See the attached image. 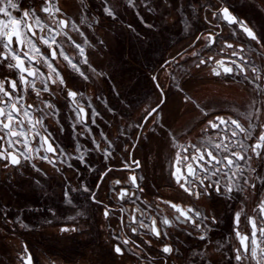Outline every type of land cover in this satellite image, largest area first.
Segmentation results:
<instances>
[{
  "label": "rangeland",
  "instance_id": "374dc122",
  "mask_svg": "<svg viewBox=\"0 0 264 264\" xmlns=\"http://www.w3.org/2000/svg\"><path fill=\"white\" fill-rule=\"evenodd\" d=\"M60 1L62 0H52L54 15L50 17L49 14L39 11L41 0H14L21 10L35 7L42 24L55 28V21L65 19L70 22V26L74 22L87 37L89 44L83 46L89 64L97 72L103 73V76L92 72L88 65L81 64V70L89 76L85 81L60 58L59 50L57 59L52 61L53 66L64 77L67 87L83 93V99L79 96L77 99L87 111L86 125H77L76 132H73L71 125L75 114L72 112L71 102L64 95L66 89L61 85L49 84L51 91L55 93L54 96L42 93L38 99L30 88L21 94L24 96L25 106L28 101L29 104L41 107L43 100H51L55 104L58 116L47 117L44 125L60 146L57 151L63 150L75 157L79 155L76 152V146L79 144L80 150L85 153V161L92 165L95 171H90L76 159L69 160V163L73 164L72 168H68L67 164L58 163L60 172L45 161L33 160L32 162L43 170L40 173L35 172L29 162H23V168L18 169L10 165L4 168L3 165L7 161H0V209L7 212L6 218L0 215V264H21L20 258L26 257L29 252L37 255L33 264H60L62 261L65 264H225L222 256L234 257V252L229 249L239 246L232 231L234 212L240 210L241 201H244L243 207L247 215L256 217L264 188L258 184L257 190L248 188L244 193H235L234 199L227 203L215 195L212 198L202 196L198 200L190 197L179 188L172 176L176 158L175 144L176 141L189 143L201 151L216 153L208 141L220 143L217 128L214 129L209 124V121L219 123L217 116L236 119L245 128L251 125L252 139L244 140L243 134L237 137L246 146L255 143L258 135L264 131V127H261L264 125V39L257 45L236 25H229L222 19L208 23L212 20L209 5L214 8L227 6L233 15L246 21L257 34L264 37V0H259L261 4H256L254 0H164V4L169 5L167 7L161 0H133L132 4L129 0H70L69 4H65L64 10ZM71 3H74V9L70 8ZM56 8L60 11L56 12ZM105 8L114 13V16H109L104 11ZM9 11L18 19L22 15V11ZM0 19L7 20L8 17L0 13ZM217 23L218 28L213 26ZM148 25L154 27L149 28ZM204 27H207L208 32L200 34L203 38L197 40L199 36L195 38L196 34L206 31L203 30ZM234 30L235 36L232 35ZM35 31L37 37L41 35L38 28ZM209 32L215 36V42L211 43V46L205 39ZM28 35L31 36L29 33ZM69 35L76 42L83 44L84 37L80 36L79 32L71 31ZM222 40L236 43L234 50L237 55L225 52L224 48H221ZM61 41L64 43L65 52L70 57H75L74 62L82 59L77 54L78 50L71 46L65 36H57V42ZM36 43L40 51L49 56V49L38 40ZM24 50L27 51V48ZM0 51L3 49L0 48ZM192 51L200 53V56L189 61V58L184 56ZM209 56L213 59L206 65L199 68L194 66L200 58L207 59ZM217 61L230 65L231 74L214 76L212 69ZM8 62L0 61V79L8 77L18 80L17 71L5 67ZM25 65L27 66V62ZM34 66L39 67L47 76L48 69L43 63ZM253 66L255 72L252 70ZM154 76L163 92L164 102L159 107L156 120L149 118L143 132H139L136 125L142 122L146 110L155 107L161 100L152 80ZM255 76L260 78L254 79ZM17 86L22 87L19 83ZM36 87L42 89L43 86L37 82ZM5 88L10 90L7 83ZM172 100L181 102L183 109L179 107L175 113L171 112ZM89 103L91 108L88 107ZM105 105L113 111L109 112ZM93 108L100 114L95 117V125L92 124ZM34 115L39 116L40 113ZM176 121H179L176 126L183 124L185 128L184 133L177 135H189L196 129L197 137L194 140L178 138L175 135L178 133L177 127L174 128ZM61 125L64 129L62 132ZM86 126L90 127L91 135L84 130ZM121 132H124L125 136H121ZM100 133H104L113 143V158L107 164L102 151L94 150L92 143L94 137L100 143L101 149L107 147V142ZM138 135L143 138L137 140ZM133 142H137L138 147L132 151V156L134 159L139 157L141 168L134 172L120 171L122 160L128 159L124 146L128 145L131 149ZM38 144L39 137L31 142L33 148ZM14 148L23 150L20 144L9 148L7 137L0 140V151L5 149L12 152ZM86 149L92 150L85 151ZM40 155H44V152L41 151ZM240 164L245 167L244 161H240ZM252 164L258 166L259 161L254 159ZM108 166L114 171L100 182V174ZM194 167L198 168L196 165ZM197 174L204 175L198 169ZM245 174L249 175L247 172ZM130 175H136L138 183L144 188V192L140 194L141 201L146 200L153 209L155 203H159L160 217L165 215L172 218L176 214L170 206L160 203L168 200L199 209L209 215L215 214L218 216V224L213 226L205 241L198 239L200 233L191 224L169 229L168 239L174 249L178 250H174L171 256L158 254L162 255L166 262L160 261L161 258L153 262L141 251L136 252L128 244L120 242L122 230L117 223V215L111 213L110 218L106 220L102 215V206L91 203L87 198L88 193L82 190L71 192V205L67 204L63 196L65 189L85 185L95 190L100 200L114 208L118 206L116 196L120 188H127L130 192L136 191L128 182ZM140 176L145 179L139 180ZM117 179L121 181L118 187L114 183ZM36 181L40 183L37 184ZM226 181L227 177L221 178L222 185ZM98 182L101 187L96 189ZM107 197L111 198L109 202L106 201ZM122 201L121 206H124V203L133 206L127 198ZM139 201L136 203L139 204ZM143 206L148 210L147 205ZM49 209L56 213L55 217ZM78 211L83 215L76 217L75 221L69 220V217L75 216ZM18 215L28 228H22L16 222ZM125 215L129 219L130 212ZM257 219L259 224L260 218ZM48 220L52 222L49 224L46 222ZM73 226H78L79 231H60L61 227ZM248 226L245 216L242 215L239 225L242 234L250 235ZM188 231H192L195 237L187 235ZM113 235L119 236L120 239H113ZM126 235H129L128 231ZM257 237L259 238V232ZM209 240L211 243H208ZM152 243L154 247L156 242ZM114 244H120L124 251L120 257L113 251ZM219 244H224V248L217 250ZM25 246L27 253L23 251ZM232 264H236L234 259ZM244 264L255 262L246 260Z\"/></svg>",
  "mask_w": 264,
  "mask_h": 264
},
{
  "label": "snow or ice",
  "instance_id": "6c2138e0",
  "mask_svg": "<svg viewBox=\"0 0 264 264\" xmlns=\"http://www.w3.org/2000/svg\"><path fill=\"white\" fill-rule=\"evenodd\" d=\"M129 3L132 4L133 0H129ZM161 3L164 4V0H161ZM0 5H2L0 6V13H2L5 17H8L7 20L0 19V48L3 49V51H0V61H9L5 67L9 70H15L18 73V80L9 79L8 77L0 79V133H3V135H0V140H4L5 137H7L9 148H13L14 144H20L23 149L18 150L14 148L12 152L0 151V161H7L3 167L8 168L9 165H11L19 169L23 168V162H29L32 169L35 172L40 173L43 170L37 167V164L32 161L41 160L50 164L57 172H60L61 169L57 167L58 163L61 165L67 164L68 168H72L73 164L69 163V160L76 159L81 164H84L90 171H95L92 165L85 161V153L80 150L79 144L76 146V152L79 153V155L75 157L66 154L63 150H60L59 152L57 151L60 146L56 143L53 134L49 132L48 128L44 125V120L47 117L58 116V109L55 104L52 103L51 100H43L42 107L39 105L34 106L33 104H27V106H25L23 103L24 96L21 94L22 92L26 93L30 88L35 92L38 99L41 97L42 93H49L51 96H54L55 93L51 91L49 84L61 85L64 89H66L67 98L71 100L72 112L75 114V120L71 125L73 132H76L77 125H86L87 113L85 111V107L77 99L78 96L83 99V93L67 87L64 77L57 70V68L53 66L52 61L57 59V50H59V56L62 57L63 60L67 62V65L78 73L85 81L89 79V76L81 70V64L88 65L92 72L103 76V73L97 72V70L89 64L88 58L85 54V47L83 46L89 44L87 37L84 32L80 31L74 22H72L70 26V22L65 19L55 21V28L42 24L35 7L21 10L19 5L14 2V0H0ZM164 6L167 7L169 5L164 4ZM53 7L54 5L52 4V0H41L39 11L49 14L51 17L54 15L52 11ZM9 9L22 11L21 17L18 19L13 16ZM208 10L212 13V20L208 21L209 24H212L213 21L222 19L229 25L238 26L239 30L257 45H260L262 39H264V37L257 34L246 21L233 15L229 7L221 6L214 8V6L209 5ZM55 11L59 12L60 9L56 8ZM104 11L109 16H112V12H110L107 8H105ZM205 19H207V17H205ZM213 26L218 28L219 24L217 23ZM148 27L152 28L154 25H148ZM36 28H38L41 32V35L38 37L35 31ZM65 29H68V31H65ZM71 31L79 32V35L84 37L83 44L76 42V40L69 35V32ZM28 33H31V36H29ZM60 35L67 38L71 46L78 50V55L82 59L78 62H74L75 57H70L66 54L63 41L57 42V36ZM217 35H219V33H217ZM232 35H236L235 30L232 32ZM205 39L209 41V46H211V43L215 42V36H213L211 32L207 37H205ZM13 40H15V48H13ZM36 40L50 50V57L45 56L40 51ZM197 40H199V37H197ZM100 43L102 44L103 41H100ZM225 44L227 48H233L231 43H227V41H225ZM25 48H27V51L24 50ZM232 54L237 55V52L234 50ZM191 55L193 57H199L200 53L192 51ZM212 59L213 57L211 56L207 57V59L200 58L195 66L199 68L201 65H206L208 61ZM25 62H27V66H25ZM41 63H43L48 69L47 76H45L39 67L34 66L40 65ZM216 63L217 68H219L222 64L221 61H217ZM237 67H239V65H237ZM252 70L253 72L256 71L254 66ZM241 71H243V69H241ZM224 72L231 73L232 68L225 67ZM213 73L217 76L220 75V72L217 69H213ZM29 77H31V79H28ZM259 78V76L254 77V79ZM156 79L157 78L154 76L153 80L155 81ZM173 79H175V77H173ZM37 82L43 86L42 89L36 87ZM6 83L9 85L10 90H6ZM18 83L22 86L21 88H18ZM157 87H159V85H157ZM88 107H92L91 103H89ZM105 107L108 108L109 112L113 111L111 107H108L107 105H105ZM37 112L40 113L39 116L34 115V113ZM99 115L100 114L93 108V125L96 123L95 117ZM205 115H207V113H205ZM158 116L159 104L146 110L145 115L142 118V122L136 125L137 129L143 132L145 125L149 122V118H151L152 121H155ZM216 120H218L219 123L209 121V124L214 129L220 128L221 125L229 128V143L225 144L223 141L220 143H213L211 140L208 141V144L216 152V155H213L212 151L207 152L208 160L200 166V170L204 173V175H198L197 169L189 163L187 164L186 174L182 173L179 167H176L175 171L172 172V176L175 178V182L179 188L190 197H194L198 200L202 196L212 198L213 195H215L216 197L222 198L227 203L234 199L235 193H244L248 188L257 190L258 184L261 188H264V131L258 135L255 143L246 146L242 140L237 139L233 141L232 138L243 134L244 140L252 139L250 131L251 125L249 128H245L236 119L229 118L226 120L220 116H217ZM57 123H59L58 119ZM26 124L27 127H25ZM261 127H264V125ZM63 130V126L61 125L60 131L62 132ZM84 130L91 135L90 127L86 126ZM79 134L82 135L83 133ZM100 135L107 142V147L101 149L100 143L94 137L92 139V143L95 146L94 150L102 151L104 161L107 164V162L113 158V143L107 136L104 135V133H100ZM121 136H125V133L121 132ZM37 137H39V144L37 147L33 148L31 146V142ZM13 138L16 139L14 140ZM20 138L23 139L21 140ZM141 138L143 137L140 135L137 136V140H140ZM137 147V142H133L131 149L128 145L124 146V151L128 152V159L122 160L121 171L131 170L134 172L136 169L141 168V162L134 159L132 156V151ZM91 150L92 149H86L85 151ZM41 151L44 152V155H40ZM197 152H199V149H197ZM61 157H64V159H61ZM183 159L186 161L188 158L183 157ZM192 159L204 161V155L201 154L199 156H193ZM254 159L259 161L258 166H253L252 161ZM240 161L245 162V167L241 166ZM179 163L180 157L179 154H177L176 164ZM225 169H227V171H225ZM112 171H114V169L111 166H108L106 170L100 174V182H103L104 178ZM229 172H231V176H229ZM246 172L249 173V175H246ZM213 177H216V179H213ZM222 177H227V181L223 185L221 184ZM144 179V176L139 177V180ZM100 182L96 184V189L101 187ZM128 182L131 184L132 188L136 189V191L130 192L127 188H121L118 193V199L124 200L127 198V200L135 205L136 201L141 200L140 194L144 192V188L138 183V177L136 175H130L128 177ZM36 183L39 184L40 182L36 181ZM114 183L119 185L121 181L117 179ZM77 190H82L83 192L88 193L89 196L87 198L91 203L102 206L103 217L106 220L110 218V214L114 210L109 205L104 204V202L97 197L95 190L85 185H80L78 188H69L64 190L63 196L66 198L67 204L71 205L73 203L70 198V193ZM261 196L262 198L258 204L259 211L257 212L256 217L247 215L245 208L243 207L244 201H241L242 207L240 210L234 212L232 217L234 227L232 231L235 238L239 241V246L229 249V251L234 252V257L231 255L222 256L225 264H232L233 259L236 264H244L246 260L254 261L255 264H262V262H264V247H262V245H264V192L261 193ZM246 199L247 197H245V200ZM141 203L147 205V209L149 211H153L152 205L146 200L141 201ZM160 203L170 206L176 214L172 218L164 216L160 220V225L162 227H158L156 216L148 215L147 212L141 210L139 205H137V207L133 209V215L127 225L131 229L132 234L136 235L138 234V231L142 229L146 230L148 234L155 236L157 240H159L162 234L165 238H170L169 233L164 231L165 227L173 228L191 224L194 229L200 233L198 235V239L205 241L208 238V233L212 231L213 226L217 225L219 222L218 216L215 214L209 215L201 212L199 209L190 206H182L180 203H173L168 200L160 201ZM48 211L51 212L53 217H55L56 213L52 209H49ZM126 211L127 209L123 208V206L120 207L121 213ZM155 211L157 216H159L161 211L159 203L156 205ZM254 211L256 210L254 209ZM137 212H139L141 217L139 220L135 215ZM0 215L6 218L7 212L0 209ZM82 215L83 213L78 211L75 216L69 217V220L75 221L76 217ZM242 215L245 216L246 221L251 225V238L247 234H242V231L240 230L239 225ZM257 218H260L259 224ZM146 219L150 223H146ZM7 222L12 223V221ZM16 222H18L22 228L29 227L23 222L19 215L16 217ZM46 222L50 224L52 221L48 220ZM120 222L121 227H123L125 223L123 215L120 217ZM181 230L183 231V228ZM60 231L63 233L76 232L79 231V227H61ZM257 232H259V238L257 237ZM187 235L192 236L193 232L188 231ZM112 238L116 240L120 239L117 235H113ZM128 243L129 239L125 238L123 240V244L127 245ZM133 243L135 244V241H133ZM143 243L151 246L152 240L145 239ZM208 243H211V241L209 240ZM135 246L137 248L140 247L139 244H136ZM223 248L224 244H219L217 250ZM174 250L178 249H174L171 243H165L160 249L163 254H167L168 256H171ZM23 251L25 253L28 252L26 246ZM113 251L120 255L124 254L120 244L113 245ZM20 259L21 264H31L32 257L28 254L26 258L21 257Z\"/></svg>",
  "mask_w": 264,
  "mask_h": 264
},
{
  "label": "flooded vegetation",
  "instance_id": "af4514ba",
  "mask_svg": "<svg viewBox=\"0 0 264 264\" xmlns=\"http://www.w3.org/2000/svg\"><path fill=\"white\" fill-rule=\"evenodd\" d=\"M64 95L66 96V98H67V95H66V90H64ZM70 102H71V100L69 99V98H67ZM121 189V188H120ZM117 196H118V194H117ZM116 196V201H117V203H118V206L117 207H111L110 205V207L114 210L112 213L114 214V215H117V223H118V225H120V229L122 230V241H120L121 243H123V240L125 239V238H127V239H129V243H128V246H130L133 250H135L136 252H142L144 255H146V256H148V257H150V259L154 262L155 261V259L157 258V257H155L154 255H155V253L157 252V253H159V254H161L162 252L160 251V249H161V247L165 244V243H171L170 242V239H168V238H165L164 236H163V234L161 235V238L159 239V240H157V238L155 237V236H152V235H150V234H148L147 233V231L146 230H139L138 231V234H136V235H134V234H132V232H131V229L127 226L128 225V223L130 222V220H131V216L133 215V209L134 208H136L135 206H131L130 204H126V203H124L125 205H124V208L125 209H127V211L126 212H124V213H121L120 212V207H121V205H120V203L121 202H123L122 200H120V199H118V197ZM111 198H109V197H107V199H106V201H108V200H110ZM143 201H144V199H143ZM158 201V200H157ZM109 202V201H108ZM104 204H106L105 202H104ZM108 205V204H107ZM156 205H157V203H155V205H154V207L156 208ZM123 206V205H122ZM155 208L153 209V213H151L150 212V214L152 215V216H156V218H157V225H158V227H162L161 225H160V220L163 218V217H160V215L159 216H157V213H156V211H155ZM159 208H160V206H159ZM173 210V209H172ZM127 212H130V217H129V219H127V217H126V213ZM173 212H174V210H173ZM121 215H123V218H124V226L123 227H121V222H120V217H121ZM135 215H136V217H137V219L139 220V219H141V217H140V214H139V212H137V213H135ZM150 223V222H149ZM249 227V226H248ZM250 228V227H249ZM169 229H171V228H167V227H165L164 228V231H169ZM127 231H128V234L129 235H126V233H127ZM250 233H251V229H250ZM192 236H194L195 237V235H192ZM250 236V235H249ZM251 238V237H250ZM145 239H150V240H152V242L154 241V242H156V245L153 247V243L151 244V246H148V245H145L144 243H143V241L145 240ZM133 241H135V244L133 243ZM136 244H139L140 245V247L139 248H137L135 245ZM115 245V244H114ZM29 254L31 255V257H32V261H34V259H35V257H37V255H34L33 253H31V252H29ZM116 254V253H115ZM162 255H164V256H167V254H163L162 253ZM161 255V257L163 258V256ZM117 256L118 257H120V254H117ZM164 260H165V262L167 261L165 258H164ZM143 263V262H142ZM152 263V262H151ZM60 264H65L63 261L60 263ZM145 264V263H144Z\"/></svg>",
  "mask_w": 264,
  "mask_h": 264
},
{
  "label": "built area",
  "instance_id": "2783aa9c",
  "mask_svg": "<svg viewBox=\"0 0 264 264\" xmlns=\"http://www.w3.org/2000/svg\"><path fill=\"white\" fill-rule=\"evenodd\" d=\"M226 120H228V119H226ZM216 130H217L216 133L218 135L219 141L220 142L223 141V143H225V142L229 143V136L227 134L230 135V129L224 125H221V127L217 128ZM237 137L232 138V140L235 141V139H237ZM233 150H236V149H233ZM175 152H176V154H175L176 158H175V162H174L175 167H173V171H175L176 167H179L181 172L184 173V169L187 166V164L191 163L192 166L194 167V161H196L197 166H198V168H196V169L200 170V166L203 165L204 162L208 160V156H207L208 150H205V151L199 150V152H197V148L193 144H189V143H180L179 141H176ZM177 154H179V157H180V163L179 164H176ZM201 154L204 155V161H200L198 159L197 160L192 159L193 156H199ZM213 155H216V153H213ZM225 155H226V153H225ZM183 157H187L188 159L185 161L183 159ZM189 179H191V178H189ZM139 202L141 203V200ZM129 203H130V201H129ZM140 203L139 204L136 203L135 205L133 204V206L137 207V205H139L141 210L147 212L148 215H151L149 210H145V206H143L144 203L143 204H140ZM123 208H124V206H123ZM145 222L149 223V221L147 219L145 220Z\"/></svg>",
  "mask_w": 264,
  "mask_h": 264
},
{
  "label": "crops",
  "instance_id": "0c3cea01",
  "mask_svg": "<svg viewBox=\"0 0 264 264\" xmlns=\"http://www.w3.org/2000/svg\"><path fill=\"white\" fill-rule=\"evenodd\" d=\"M76 1V0H75ZM255 2H256V4H261V1H259V0H254ZM70 3V0H62V1H60V6H61V8H62V10H64L65 8V4H69ZM72 5H71V7L70 8H72V9H74V3H71ZM116 12V11H115ZM113 16H114V13L112 14ZM206 24H207V22H205ZM208 25V24H207ZM207 27H204V29L203 30H205ZM204 32H208V29H206V31H200L199 33H197L196 34V36H195V38L197 37V36H199V38H203V36L202 35H200V34H202V33H204ZM210 33V32H209ZM212 33V32H211ZM225 41H227V43H231L232 45H233V48H227L226 47V44H225ZM222 42V46L223 47H221L222 49L224 48V50H225V52H227V53H230V54H232L233 53V51H234V49H235V47L237 46V44L236 43H234V42H232V41H230V40H222L221 41ZM67 54V53H66ZM78 54V53H77ZM68 55V54H67ZM184 57H186V58H189V61L190 60H194V57L191 55V53H188V54H186ZM61 59H63L62 57H60ZM195 66V65H194ZM196 67V66H195ZM159 83V82H158ZM162 86V85H161ZM35 96H36V94H35ZM28 100H29V97H28ZM173 101V100H172ZM172 101H171V106H170V109H171V112L172 111H174V113H175V110L177 109V108H179V107H181V105H182V103L180 102L179 103V101H173V103H172ZM28 104H29V101H28ZM181 109H183V107H181ZM174 113H171V114H173V116L175 115ZM178 115V114H177ZM179 115H180V113H179ZM178 115V116H179ZM179 123V121H176L175 123H174V128L175 127H177V130H176V132H178V133H176L175 135L176 136H178V138H180V139H195L196 137H197V134H195L196 133V129H194V130H192V132L188 135V134H184V135H177V134H179L180 132L182 133L184 130H185V128H184V125L182 124V125H177L176 126V124H178ZM198 126H196V128H197ZM184 133V132H183ZM136 154H137V152H136ZM136 160H140L139 159V157L138 158H135ZM165 216V215H164ZM163 216V217H164ZM159 253H155V255H156V259H155V261L157 260V259H159V258H161L162 259V257H161V255H158ZM160 259V261H163L164 259H162L161 260ZM173 259V258H172ZM154 261V262H155ZM164 262H165V260H164ZM171 263V262H170Z\"/></svg>",
  "mask_w": 264,
  "mask_h": 264
},
{
  "label": "water",
  "instance_id": "95a60500",
  "mask_svg": "<svg viewBox=\"0 0 264 264\" xmlns=\"http://www.w3.org/2000/svg\"><path fill=\"white\" fill-rule=\"evenodd\" d=\"M45 14H47V13H45ZM226 22V21H225ZM227 23V22H226ZM30 35H31V33H29ZM15 45V47H16V44H15V40H13V46ZM49 57H50V50H49ZM26 66V65H25ZM225 67H231L230 65H225V64H221V66L219 67V68H217V63H215V67L213 68V69H217L219 72H220V74H222V75H229V74H231V73H225L224 72V68ZM240 68V67H239ZM213 69H212V74L214 75V73H213ZM214 76H217V75H214ZM28 79H31V77H29ZM153 80V79H152ZM153 83H154V85H155V87L157 88V90L159 91V93H160V95H161V100H160V103H159V107H160V105L164 102V95H163V92L161 91V89H160V87H157V82H156V80L154 81L153 80ZM157 106V105H156ZM85 111H86V109H85ZM86 113H87V111H86ZM139 132H140V130H139ZM3 151H5V149H3ZM49 155H51V154H49ZM191 164V163H190ZM194 165H196L197 166V163H196V161H194ZM11 166V165H10ZM13 167V166H12ZM121 168H119V170H120ZM121 171V170H120ZM124 171H127V170H124ZM128 171H131V170H128ZM186 172H187V166L185 167V169H184V173L186 174ZM121 185V183L119 184V185H116L115 184V186L116 187H118V186H120ZM119 191H120V189L118 190V193H119ZM118 197V196H117ZM158 226V225H157ZM249 227H250V229H251V225L249 224ZM238 244H239V241H238ZM163 247V246H162ZM161 247V248H162ZM29 254V253H28ZM27 254V255H28ZM117 254V253H116ZM26 255V256H27ZM26 258V257H25ZM31 264H33V261H32V259H31ZM263 264H264V262H263Z\"/></svg>",
  "mask_w": 264,
  "mask_h": 264
}]
</instances>
